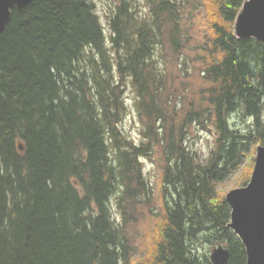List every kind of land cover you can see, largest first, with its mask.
<instances>
[{"label":"trees","instance_id":"trees-1","mask_svg":"<svg viewBox=\"0 0 264 264\" xmlns=\"http://www.w3.org/2000/svg\"><path fill=\"white\" fill-rule=\"evenodd\" d=\"M96 1L34 0L0 34V264H132L145 207L158 239L137 264H212L217 244L246 264L217 190L264 145V44L233 33L244 0H212L196 94L183 1L110 0L108 36ZM170 61L186 70L190 108L169 88ZM127 88L139 141L121 127ZM190 126L213 133L203 158ZM142 158L160 170L159 204Z\"/></svg>","mask_w":264,"mask_h":264},{"label":"rangeland","instance_id":"rangeland-1","mask_svg":"<svg viewBox=\"0 0 264 264\" xmlns=\"http://www.w3.org/2000/svg\"><path fill=\"white\" fill-rule=\"evenodd\" d=\"M183 1L184 6V16L188 20V25H190L189 28V36H191V46L192 48L188 49L185 48V53L188 56H191V67H192V74L189 75L190 78V84L195 89V94L200 92L201 86L204 85V83L201 81V77L198 74V71L200 70L201 64V58L203 57V53L201 49L198 48V46L201 44L202 40L206 36V32L210 27V22L212 20H216L214 16L215 7L212 0H202V6L199 8V10H196L195 7H192L190 4V0H181ZM112 5V2L110 0H97L96 1V8L97 13L99 14L106 28V32L108 33L107 28V17L106 13L111 9L110 6ZM214 12V14H213ZM185 53L183 56H185ZM202 54V55H200ZM182 67V66H181ZM183 70V71H182ZM178 69L174 66L171 61L170 65L167 66V70L165 73V78L167 81H169V88L173 92L181 91V95L184 98L185 104L188 105V107H192L191 99H189V90L192 92V88L186 89L185 83L186 78L183 77L186 73L185 69ZM188 77V76H187ZM171 92V93H172ZM125 98H126V104H127V110L126 114L123 118V121L121 122V127L123 131L125 132L128 137H131L135 141L140 140V121L138 119L137 113L135 111L134 107V96L133 92L130 88H127L125 91ZM198 100V98H197ZM180 114V113H179ZM231 121L233 123L238 122V119L236 115H232ZM248 122V121H247ZM236 125H240L239 123ZM190 137L188 139V143L191 144L195 149H197L200 154L201 158H203L211 145V140L213 138V133H211V129H207L204 131H200V129L196 128L195 126H190ZM255 157V153L253 155ZM144 172L147 177H150L151 182L153 183V186L155 184L154 188V196L153 201L155 204H159L160 201V195H161V185L159 178L160 170H158V167L156 166L154 169V164L152 161H150L148 158H142L141 159ZM254 164V161H253ZM253 168L251 164H249L248 161L246 163H243V165L237 169L236 172L230 174V176L225 180L223 183H220L218 185V193L221 195H225V193L234 187H237L236 185H239L245 178H247L249 174V170ZM142 206V205H141ZM156 206V205H155ZM144 212H137V219L132 225V229H130L128 238L129 243L131 245V257L132 264H137V262L143 260L142 258L146 256L147 250L152 249L154 246V242L156 239H158V225L160 222V218L156 216L153 213H149L148 210L143 208ZM131 228V227H130ZM203 249L207 250L208 246L204 245ZM211 250V249H210Z\"/></svg>","mask_w":264,"mask_h":264},{"label":"water","instance_id":"water-1","mask_svg":"<svg viewBox=\"0 0 264 264\" xmlns=\"http://www.w3.org/2000/svg\"><path fill=\"white\" fill-rule=\"evenodd\" d=\"M34 0H0V34L12 9L22 10ZM235 36L253 37L264 44V0H244L234 21ZM225 199L231 207L230 227L245 248L246 264H264V145H258L248 182L230 189ZM212 264H227L229 251L218 244L210 252Z\"/></svg>","mask_w":264,"mask_h":264}]
</instances>
